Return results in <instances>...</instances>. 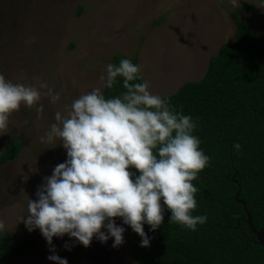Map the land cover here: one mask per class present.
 <instances>
[{
	"label": "rangeland",
	"instance_id": "1",
	"mask_svg": "<svg viewBox=\"0 0 264 264\" xmlns=\"http://www.w3.org/2000/svg\"><path fill=\"white\" fill-rule=\"evenodd\" d=\"M236 11L264 35V0H0V154L24 140L0 162V234L39 240L6 264H137L138 186L93 108L115 55L145 101L200 80Z\"/></svg>",
	"mask_w": 264,
	"mask_h": 264
},
{
	"label": "trees",
	"instance_id": "2",
	"mask_svg": "<svg viewBox=\"0 0 264 264\" xmlns=\"http://www.w3.org/2000/svg\"><path fill=\"white\" fill-rule=\"evenodd\" d=\"M239 14L234 41L210 57L204 76L167 96L141 99L138 60L114 56L93 118L112 165L138 186L137 264H264L248 223L249 212L264 228V35ZM23 147L11 139L0 162ZM38 243L0 234V264Z\"/></svg>",
	"mask_w": 264,
	"mask_h": 264
},
{
	"label": "water",
	"instance_id": "3",
	"mask_svg": "<svg viewBox=\"0 0 264 264\" xmlns=\"http://www.w3.org/2000/svg\"><path fill=\"white\" fill-rule=\"evenodd\" d=\"M243 204H244L245 208H247V206H246V204L244 202H243ZM248 223L250 224V227L252 228V230L254 231V233L257 235L258 240L260 241V243L264 246V228L261 229V230H258V229H256L254 227L252 215L249 212H248Z\"/></svg>",
	"mask_w": 264,
	"mask_h": 264
}]
</instances>
